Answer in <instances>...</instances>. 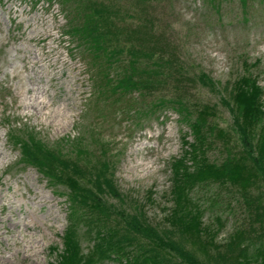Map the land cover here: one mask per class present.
<instances>
[{"label":"rangeland","instance_id":"374dc122","mask_svg":"<svg viewBox=\"0 0 264 264\" xmlns=\"http://www.w3.org/2000/svg\"><path fill=\"white\" fill-rule=\"evenodd\" d=\"M263 1L255 0L242 9L238 0L223 1L213 8L205 0H171L160 2L159 11L155 10L164 13L165 26L169 24L187 66L190 78L184 81L190 86L191 99L196 106H213L212 119L228 132L235 150L240 134L224 102L233 106L229 92L243 75L250 76L261 90L264 117ZM65 27L61 9L50 0H0V264H49L56 260L51 250H62L68 191L59 184L48 185L36 169L21 164L13 140H25L30 134L63 153L79 142L82 150L88 148L90 154L84 160L91 164L100 158L102 148L109 170L113 166L117 192L125 196L120 202L106 199L125 213L133 212L129 208L135 201L152 223L160 224L172 208L171 164L183 154L181 132L186 129L169 108L135 124V111L151 107L161 94L141 101L132 95L129 114L121 113L115 102L93 97L88 69L64 35ZM36 58L38 70H32L30 64ZM200 74L210 80L211 87L196 82ZM42 87L48 97L38 93ZM26 89L34 91L26 93ZM50 98L63 117L46 119L28 106L35 99L47 102ZM217 150L211 148L208 157L216 160ZM136 163L151 166L150 172L134 168ZM198 194L193 196L198 198ZM219 208H208L204 224H212L221 213ZM241 213L233 204L221 214L217 242L227 238ZM88 247L83 241L82 249L86 252Z\"/></svg>","mask_w":264,"mask_h":264},{"label":"trees","instance_id":"16d2710c","mask_svg":"<svg viewBox=\"0 0 264 264\" xmlns=\"http://www.w3.org/2000/svg\"><path fill=\"white\" fill-rule=\"evenodd\" d=\"M50 1L61 9L65 35L86 64L93 97L115 102L121 113L129 114L132 95L141 101L161 94L151 107L135 111V124L169 108L186 132H181L183 154L171 164L172 208L160 224L152 223L135 201L128 213L107 201L106 196L118 202L125 196L117 192L113 166L109 170L102 148L91 164L84 160L88 148L82 150L79 142L63 153L33 134L13 140L22 165L36 169L48 185L68 191L62 250H51L56 260L49 264H264V117L261 90L250 76L243 75L230 90L233 106L224 102L240 134L235 150L228 132L213 121V106H196L188 92L187 66L164 13L155 12L160 2L171 0ZM223 1L205 0L211 8ZM253 1L238 3L246 9ZM195 80L212 86L203 74ZM211 148L218 149L216 160L208 157ZM233 204L242 218L217 242L221 214ZM214 205L222 207L221 213L206 225L204 214ZM83 241L89 246L86 252Z\"/></svg>","mask_w":264,"mask_h":264},{"label":"bare ground","instance_id":"6f19581e","mask_svg":"<svg viewBox=\"0 0 264 264\" xmlns=\"http://www.w3.org/2000/svg\"><path fill=\"white\" fill-rule=\"evenodd\" d=\"M30 68L32 70L33 69L38 70L37 58H36V60L31 61ZM32 91H34V89H31V90L26 89V93L32 92ZM38 93L42 94L44 96L48 95L47 89L44 87H42L40 90H38ZM66 100H68V98L64 99V101H66ZM34 101H35V104H30L28 106L32 107L36 111V115L43 116L46 119H50V118L54 119L56 117H63L64 116L63 112L59 108H54V104L51 101V98L48 99L47 102L39 101L36 99ZM26 106H25V108H26ZM150 164H152V162ZM134 168H138V169L150 172L148 169H150L151 166H148L146 164L144 165L142 163H136Z\"/></svg>","mask_w":264,"mask_h":264}]
</instances>
